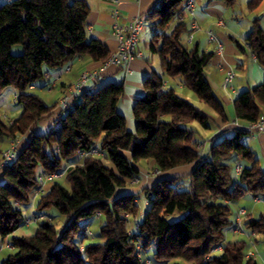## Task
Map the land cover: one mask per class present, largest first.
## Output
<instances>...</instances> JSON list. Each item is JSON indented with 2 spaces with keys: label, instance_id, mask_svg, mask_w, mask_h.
<instances>
[{
  "label": "trees",
  "instance_id": "obj_1",
  "mask_svg": "<svg viewBox=\"0 0 264 264\" xmlns=\"http://www.w3.org/2000/svg\"><path fill=\"white\" fill-rule=\"evenodd\" d=\"M184 1L155 2L146 17L153 28L149 45L158 53L164 74L181 78L228 124L224 104L205 74L213 53L189 47L182 39L188 24L177 16ZM261 1L249 0L248 7L255 9ZM89 14L86 0L0 1V94L15 87L22 108L12 121L0 117V140L27 136L16 158L0 167V236L12 245L0 264H144L145 258L156 264H259L246 257L245 240L231 241L221 253H212L234 221L233 203L248 193L264 195V168L243 141L253 130L227 125L209 141L208 150L201 151L203 143L196 140L201 132L191 123L207 129L212 118L174 86H166L163 75L153 72L145 78L144 93L132 108L133 131L117 110L124 83L98 80L62 107L58 129L36 130L54 114L57 103H47L28 88L44 79L46 70L66 66L75 56H89L102 65L111 54L107 45L87 38ZM246 42L264 68V28L257 21ZM16 44L23 48L19 54L12 51ZM233 105L238 120L254 122L264 116V80L241 91ZM95 142L104 156L82 157L81 151ZM144 159L153 160L159 171L192 168L158 178L141 190L149 207L130 231V219L140 212V196L118 194L117 188L136 178V163ZM69 163L67 184L52 181L36 202L38 211L55 208L64 217L62 224L46 219L31 236H11L27 218L23 208L34 199L38 175L59 172ZM237 163L242 165L240 173ZM94 216H102V223L97 239L86 242L90 235L85 231ZM245 225L264 240V215L246 219Z\"/></svg>",
  "mask_w": 264,
  "mask_h": 264
},
{
  "label": "crops",
  "instance_id": "obj_2",
  "mask_svg": "<svg viewBox=\"0 0 264 264\" xmlns=\"http://www.w3.org/2000/svg\"><path fill=\"white\" fill-rule=\"evenodd\" d=\"M4 1V0H0ZM90 5V14L88 17V25H87V38H95L100 42L107 45L109 50L113 52L117 47V39L114 34V22L117 20L121 23H127L131 18L136 16H142L144 18V30L140 37V43L138 46V54L129 62L130 70L127 71L125 66L119 67L117 65H109L105 69H102L99 73L98 77L94 80H91L84 86L83 89L92 86L98 80V84H102L107 81H115V82H123L125 85V93L123 97L117 104V110L122 113L126 120H129V129L133 131L135 121L132 113V108L135 101L143 95V82L146 77L151 75L153 72H157L165 78L166 86H174L176 91L177 88L182 89L184 92H180L181 95L188 98L190 100V93L185 90V86L179 77H168L164 74V71L161 67V62L158 53H155L151 50L149 45V41L151 40L153 34V28L150 26L149 21H147V14L151 10L152 6L155 4L157 0H120L119 3V11L120 16L118 19L113 14V10L115 8L112 0H86ZM249 0H233L232 3H228L226 0H198L196 6V14L195 20L199 24L198 29H194L191 27L192 19L187 17L184 19L188 24V31L184 33L187 41L185 43L189 47L197 46L200 50L205 52H212V58L210 63L205 67V74L211 83L214 89H220L222 92L221 101L223 102H233L235 97L243 90L250 88L252 86L249 80L236 81L237 74L234 67L244 69L249 66V63L252 66V69H257L255 64L258 63L255 55L251 52L249 48L246 37L250 30L252 29L254 22L257 21L264 28V0L261 1L258 7L255 9H250L248 7ZM239 2L240 7L238 8L236 4ZM261 13L260 17H257V14ZM220 21L223 24H220ZM173 27V23L171 24V28ZM170 28V30H171ZM207 30H212L217 34L219 39L223 43V51L219 52L216 50L215 43L209 40V35ZM193 32V38L190 39L189 35ZM149 36V40H145V37ZM144 37V38H143ZM142 38L144 39L143 44H141ZM12 51L14 53H21L22 47H13ZM158 56V57H157ZM70 66L69 70H66V67ZM102 65L100 62L93 60L89 56H75L73 57L66 66L61 68L46 70V75L44 79L32 84L29 88V92H34L40 95L47 103H57L54 108V114L49 119H44L40 121L36 127L37 131L45 132L48 131L51 127L50 119H56L55 116L58 117L59 113L62 111V105L60 104V100L64 95H70V99L73 98L74 93L72 90V85L78 80L81 73L85 71H90L93 69H99ZM232 68L235 72V76L230 84H226L224 81L226 70ZM259 70L260 76L258 79H261V71ZM262 81V80H260ZM242 89V90H241ZM178 92V91H177ZM215 92V90H214ZM179 93V92H178ZM179 93V94H180ZM216 93V92H215ZM78 94V93H76ZM217 94V93H216ZM18 90L13 87H7L0 94V117H6L10 120H13L15 117L21 114L22 108H18V114L16 116H7V114H3V107H7V100L11 98L13 103H17ZM191 101V100H190ZM11 108H14L11 107ZM17 110V109H14ZM208 113V112H207ZM211 118L217 121L218 127L214 130L212 125L210 128H202L201 131L202 137L206 141H211L214 137H217L223 134V130L227 125H243L247 128L248 122L238 120L235 115L229 120L228 124H223L220 117L216 118L215 115L208 113ZM228 115V114H227ZM229 117V116H228ZM128 126V125H127ZM250 129V128H249ZM264 135V126L254 130L251 135L254 139L259 140L258 145L260 146L261 153L264 158V140L260 141ZM18 145L20 143L23 144L27 141V136L18 137ZM12 139L6 138L0 140V154L5 148L9 147ZM201 148L204 147V144H200ZM250 146V145H249ZM251 147V146H250ZM252 148V147H251ZM252 150L256 154V150L252 148ZM259 158V162L261 166L264 168V164L261 163V158ZM107 164H110L108 160H105ZM143 164H146L148 167L154 166L152 172L146 173V177L142 180L139 178H134L133 182H137L140 187L143 182H145V187L152 186L151 180L149 178L150 174H153L156 180L161 177H171L173 175H183L188 173L192 166L184 165L171 169L170 171H159L155 165V162L151 159H144L140 161ZM139 162V163H140ZM137 164V163H136ZM139 171H144L141 165L137 164ZM2 177L0 173V178ZM155 180V181H156ZM51 186V182L47 183L44 187V190L48 189ZM117 193H127L120 192L117 188ZM252 196V198L261 200L264 195H257L253 193H248L244 197ZM39 197V194L34 195V199L29 208L28 215L30 216L36 210V202ZM146 198V197H145ZM141 200L139 199V204ZM146 202L149 204V200L146 198ZM241 207L240 209H245L246 213L243 217V224H245L246 219L248 218H256L253 214L249 213L247 208L244 206L238 205ZM45 212L47 211L44 210ZM238 211V210H237ZM49 215L56 217V215L51 212H46ZM237 213V212H236ZM58 216V215H57ZM237 217V214H236ZM234 217V221L236 220ZM97 218V217H96ZM141 219L131 218L128 227L130 231L135 229V222ZM227 228L226 233L229 230V234L234 235L235 233H239L234 229L233 223ZM89 221V225H90ZM102 223L99 218H97V222L95 225H99ZM39 228V224L32 223L29 225H22L18 229H16L11 236H31L36 233ZM90 228V227H89ZM245 226L244 231L246 232ZM233 230V231H232ZM243 231V232H244ZM244 232V233H245ZM249 236L252 235V230L250 232L247 231ZM255 236V235H254ZM230 237L224 238L221 245L229 242ZM6 245H11L9 242V238H5L3 240ZM257 241V239L255 240ZM222 245V247H223ZM12 248V245L11 247ZM218 250L215 254L221 253ZM176 261V260H174ZM173 261L167 262L166 264L172 263Z\"/></svg>",
  "mask_w": 264,
  "mask_h": 264
},
{
  "label": "built area",
  "instance_id": "obj_3",
  "mask_svg": "<svg viewBox=\"0 0 264 264\" xmlns=\"http://www.w3.org/2000/svg\"><path fill=\"white\" fill-rule=\"evenodd\" d=\"M4 1H12V0H4ZM112 2L115 5V8L113 10V14L116 17V19L120 16L119 11V3L120 0H112ZM198 0H185L182 5V13L177 16V19L184 20L187 17H190L192 19L191 27L194 29H198L200 26L195 20V14H196V6H197ZM220 24L222 25L223 22L220 21ZM114 34L117 39V47L116 49L111 52L109 58L105 61V63L102 64V67L99 69H93L90 71H85L81 73L78 80L72 85L73 93H79L83 90L84 86L87 85V83L91 80H94L98 77L99 73L102 69H105L109 65H117L119 67L125 66L126 70L129 71V62L138 54V46L140 43V37L144 30V18L142 16H136L131 18L127 23H121L119 21H115L114 25ZM207 33L209 35V40L215 43L216 50L219 52L223 51V43L219 39L216 33H214L212 30H207ZM190 39L193 38V32L189 35ZM249 46V45H248ZM250 48V47H249ZM70 66L66 67V70H69ZM235 76V72L232 68H229L226 70L224 81L226 84H230ZM70 101V95H64L61 100L60 104L62 107H67L68 103ZM264 126V116H261L257 121L254 122H248V127L250 129L257 130ZM18 138V137H17ZM12 139L11 144L9 147L4 149L2 151L1 160H0V167H5L9 165L17 156L18 152V139ZM88 155H97V156H104V152L100 146L99 142H95L94 145L89 150L81 151V156L86 157ZM72 163H69L63 170L59 172H53V173H41L38 175V187L35 192V195L40 194L43 192L44 187L47 183L52 182L56 180L57 178L64 177L65 172L68 167L72 166ZM236 172L240 173L242 170V165L240 163L236 164ZM258 199V198H257ZM246 213L245 209H239L237 211V217L236 220L233 223L234 229L236 231H242L244 228L243 224V217ZM52 220L53 217L50 215H47L43 211H34L30 216H28L24 222L23 225H29L32 223L38 224L42 220ZM135 226H138V223H135ZM86 234L92 235V230L87 227ZM255 232L252 231L251 237H254ZM11 247V245H8ZM80 249H85V244H80ZM222 250L223 247L221 244L217 245L212 249V251L216 250ZM140 259H142L141 255ZM247 257H253L256 258V254L253 251H247L246 252ZM144 264H152V260L150 258L143 259Z\"/></svg>",
  "mask_w": 264,
  "mask_h": 264
},
{
  "label": "rangeland",
  "instance_id": "obj_4",
  "mask_svg": "<svg viewBox=\"0 0 264 264\" xmlns=\"http://www.w3.org/2000/svg\"><path fill=\"white\" fill-rule=\"evenodd\" d=\"M236 6L238 8L240 7L239 2L236 4ZM260 15H261V13L257 14V17H260ZM143 38L141 40V44H143V41H144ZM182 39H183L184 42L187 41L185 35L182 36ZM145 40H149L148 34H147V37H145ZM14 47H22V45L21 44H16V45H14ZM16 54H19V53H16ZM255 66L257 68L255 70L252 69V66H251L250 63H249V66L245 67L244 69H240V68L234 67L233 69L235 70V72L237 74L236 75L237 76L236 81H238V80L239 81H243L244 79L245 80H249L251 82L252 86L262 82L264 80V75H261V79H258V77L260 76V74L258 73L259 72L258 69H260L261 74H264V68L259 63L255 64ZM260 80H262V81H260ZM185 90L190 93L191 102H193L194 104L198 105L205 112H208V113H210L212 115H215L216 118L218 117L214 110H212L204 102L200 101V99L197 97L195 92H193V90H191V89H189L187 87L185 88ZM214 90L217 93L216 95L220 98L222 96L221 90L220 89H214ZM177 91L179 93L180 92L181 93L184 92L182 89H179V88H177ZM7 103H8L7 107H3V109H2L3 110V114H7V116H12V115L16 116L18 114V108L20 109L21 106L18 103H13L11 98L7 100ZM13 106H14V108H11ZM224 108H225V111L228 114L229 118L232 119L234 117V115H235L233 102H224ZM14 109H17V110H14ZM1 118L4 121L9 120L8 118L3 117V115L1 116ZM55 118L56 119H54V120L50 119L52 124H51V127L49 128V130H54V129H58L59 128L60 121L58 120L57 116H55ZM127 125H128V129H129V120H128V118H127ZM211 125H212V128L214 130L218 127L217 121L214 120L213 118L211 119ZM191 126L197 128L198 130H200V132L203 130L201 125L198 122L191 123ZM134 129H135V125H134ZM196 140L200 141L201 143L204 144V147L201 148L202 149L201 151L205 152V151L208 150V148L210 146V142L206 141L204 139V137H202V134H197ZM262 140H264V135H262V138H261L260 141H262ZM243 141L246 144L250 145L254 150H256V155L261 158V163L264 164V158H263V155H262V153L260 151L261 149H259L260 146L258 145L259 140L254 139L252 136H246L245 138H243ZM139 162H137V164H139V166L141 165V167L143 168L144 171H139V173L136 176V178H139V180H142L144 178V176L146 175V173L152 172V170H153L152 168L154 166L148 167L146 164H143L141 162L139 163ZM163 172H165V171H163ZM173 176H175V175H173ZM149 178H150L152 184L156 180V178L154 177L153 174H150ZM2 180H3V177L0 178V182ZM57 180L67 184V182L65 181L64 177L57 178ZM138 185L139 184L137 182H133V179H132V180H129L124 186H119L118 190L120 192L139 193L141 202L139 204L140 212H139L137 218L141 219L143 217V215H144V212L149 207V204L146 202V198L143 195V193L141 192V190L145 187V182H143V184L140 187H138ZM180 189H183V187H180ZM238 205L246 207L248 212L253 214L256 218L260 217L261 215H264V197H262L261 200H258V199L252 198V196H247V197L243 196L237 202L233 203L234 217H236L237 210H239L241 208V207H238ZM23 209H24L25 215L28 217L29 216L28 215L29 208L24 207ZM51 211L56 215V217H54L52 221L56 225L60 226L62 224V221H63L64 217L55 208H49V209H47L46 212H51ZM96 217L99 218L100 221L103 219L102 216H94V217L90 218V221H91L90 222V229L92 230L94 235L93 234L90 235V237L85 240L86 242L89 241V240H96L97 239L96 232L99 230L100 224L99 225H95V222H97V218ZM244 226H245V228H247L245 224H244ZM243 231H244V228H243ZM247 231L250 232V229L247 228L246 232L244 231L245 233L242 232V231H240V232L237 231L239 233H235V236H234L232 234L230 235L229 234V230H228V232L225 234V238L229 236L230 239H233V240H229V242L234 241V240H245L247 242V246L245 248V252L253 251L256 254V258L255 259H257L258 263L259 264H264V240H263V236L261 234L254 233L255 236L254 237H250L249 234L247 233ZM256 239H257V241H255ZM0 244H1V248H0V262H1V260L8 253H10L12 251V248H10L8 245H6V243L3 241L1 236H0ZM225 245H227V243L224 244L223 247ZM218 250H220V249H218ZM218 250L212 251V253H215ZM247 258H249V257H247ZM173 262L169 263V264H173ZM152 264H156V263L153 262ZM186 264H189V263H186Z\"/></svg>",
  "mask_w": 264,
  "mask_h": 264
}]
</instances>
